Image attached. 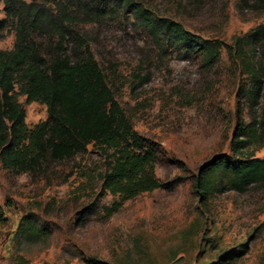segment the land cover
I'll use <instances>...</instances> for the list:
<instances>
[{"label":"rangeland","instance_id":"1","mask_svg":"<svg viewBox=\"0 0 264 264\" xmlns=\"http://www.w3.org/2000/svg\"><path fill=\"white\" fill-rule=\"evenodd\" d=\"M133 2L203 40L227 45L264 24L261 0ZM79 30L133 129L156 145V175L169 187L126 202L106 219L102 207L112 197H95L94 181L104 168L94 150L71 160L46 161L40 171L27 174L0 164V206L8 218L0 228V264H12L18 255L29 264H89L91 259L96 264H212L221 252L242 244L247 245L244 257L228 264H264V181L244 193L216 190L204 202L193 188L203 163L231 155L237 92L246 79L225 49L211 67L198 56L183 59L175 50L163 49L124 11ZM13 44L14 33L7 29L0 50ZM16 97L28 128L47 119L44 105L25 104L18 93ZM263 115L264 98L255 109L241 103L246 126L252 120L262 123ZM245 154L264 158V135L259 132ZM89 178L92 184L84 185ZM92 206L97 211L85 217ZM27 211L51 229L44 248L13 239Z\"/></svg>","mask_w":264,"mask_h":264},{"label":"trees","instance_id":"2","mask_svg":"<svg viewBox=\"0 0 264 264\" xmlns=\"http://www.w3.org/2000/svg\"><path fill=\"white\" fill-rule=\"evenodd\" d=\"M122 11L134 17L163 49L175 50L183 59L198 56L211 67L225 49L228 59L245 76L246 83L237 92L231 155L210 158L194 178L193 188L201 201L216 190L244 193L251 185L264 181V158L245 154L258 133L264 135V115L262 123L252 120L249 126L240 118L241 103L255 109L264 98V24L227 45L219 40H203L180 23L156 16L133 0H0V14H4L0 39L7 29L14 33L12 49L0 50L1 167L27 174L40 171L46 161L75 159L92 149L104 168L93 180L95 197H112V202L102 207L106 219L126 202L169 187L156 175V145L133 129L107 85L86 36L79 30ZM16 93L24 97L25 104L44 105L47 119L28 128L24 106ZM85 183L91 185L92 178ZM96 211V206L86 208L85 217ZM7 223L5 208L0 206V228ZM51 235L49 226L27 211L19 219L13 239L44 248ZM246 249L247 245L242 244L223 251L212 264L238 261ZM87 262L96 264L93 259ZM12 264L29 261L18 255Z\"/></svg>","mask_w":264,"mask_h":264},{"label":"built area","instance_id":"3","mask_svg":"<svg viewBox=\"0 0 264 264\" xmlns=\"http://www.w3.org/2000/svg\"><path fill=\"white\" fill-rule=\"evenodd\" d=\"M2 254L1 248H0V255Z\"/></svg>","mask_w":264,"mask_h":264}]
</instances>
